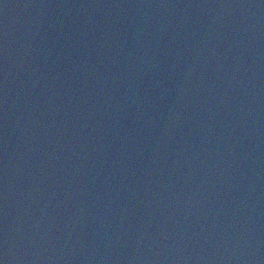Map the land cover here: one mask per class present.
<instances>
[{"label": "water", "instance_id": "obj_1", "mask_svg": "<svg viewBox=\"0 0 264 264\" xmlns=\"http://www.w3.org/2000/svg\"><path fill=\"white\" fill-rule=\"evenodd\" d=\"M104 264H264V0H186Z\"/></svg>", "mask_w": 264, "mask_h": 264}, {"label": "snow or ice", "instance_id": "obj_2", "mask_svg": "<svg viewBox=\"0 0 264 264\" xmlns=\"http://www.w3.org/2000/svg\"><path fill=\"white\" fill-rule=\"evenodd\" d=\"M0 264H3V262H2V261H0Z\"/></svg>", "mask_w": 264, "mask_h": 264}]
</instances>
